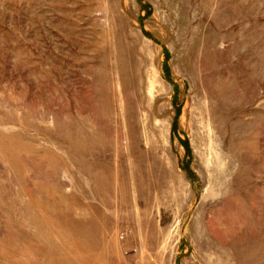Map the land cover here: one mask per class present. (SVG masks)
<instances>
[{
    "label": "rangeland",
    "instance_id": "1",
    "mask_svg": "<svg viewBox=\"0 0 264 264\" xmlns=\"http://www.w3.org/2000/svg\"><path fill=\"white\" fill-rule=\"evenodd\" d=\"M0 264H264V0H0Z\"/></svg>",
    "mask_w": 264,
    "mask_h": 264
},
{
    "label": "trees",
    "instance_id": "2",
    "mask_svg": "<svg viewBox=\"0 0 264 264\" xmlns=\"http://www.w3.org/2000/svg\"><path fill=\"white\" fill-rule=\"evenodd\" d=\"M175 127H176V124H175ZM186 148H187L188 151L190 152V146H189V144L186 145Z\"/></svg>",
    "mask_w": 264,
    "mask_h": 264
}]
</instances>
